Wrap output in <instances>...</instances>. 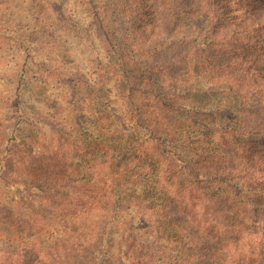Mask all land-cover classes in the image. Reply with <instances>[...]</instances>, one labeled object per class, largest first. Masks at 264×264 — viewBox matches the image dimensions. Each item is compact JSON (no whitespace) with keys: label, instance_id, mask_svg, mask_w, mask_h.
Here are the masks:
<instances>
[{"label":"rangeland","instance_id":"1","mask_svg":"<svg viewBox=\"0 0 264 264\" xmlns=\"http://www.w3.org/2000/svg\"><path fill=\"white\" fill-rule=\"evenodd\" d=\"M215 1L207 4L219 14L237 2L264 4ZM151 4V0H0V197L17 195L3 186L17 180L24 183L18 188L22 194L25 187L33 195L34 188L47 182H62L65 189L54 193L71 197L80 191L73 181H96L102 168L123 167L112 180L114 196L121 193L126 202L114 241L121 229L130 227L140 242L154 245L155 264H192L206 252L188 214L170 204L178 190L175 185L185 177L183 167L204 151L213 156L220 150L235 154L241 142L262 154L264 125L254 123L263 121L264 114L245 118L260 128L239 136L245 117L242 101L231 91L233 83H217L218 76L233 67L213 60L214 79L203 67L195 69L196 54L190 45L200 41L196 40L200 32L190 21L174 29L170 19L159 27L161 23L145 18ZM256 19L239 15V22H247L226 39L231 45L249 42L247 51L257 44L254 57L264 53V27L253 22L263 20ZM170 95L178 100L179 111L172 134L177 142L171 137L167 145L178 149L182 163L174 165L172 180L163 187L147 168L149 158L155 159L156 140L144 141L155 125L151 119L141 127L137 118L139 108L150 106L153 96L156 101ZM259 105L251 102L249 108L264 113V100ZM132 152L143 153L147 161L131 164ZM252 167L253 174L231 177L221 193L233 201L234 211L256 209L264 216L261 163ZM61 235L58 225L18 242H0V249L24 251L32 263ZM216 254L211 260L208 253L206 264H213ZM106 258L115 264L116 250Z\"/></svg>","mask_w":264,"mask_h":264},{"label":"trees","instance_id":"2","mask_svg":"<svg viewBox=\"0 0 264 264\" xmlns=\"http://www.w3.org/2000/svg\"><path fill=\"white\" fill-rule=\"evenodd\" d=\"M151 1V7L145 8V18L150 17L154 21L152 23L159 22V27H162L172 19L170 26L178 29L182 23L190 21L200 32L201 37L196 39L200 41L190 45L196 54L195 69L203 67L211 79H214L217 75L211 69L213 60L222 66L233 67L223 77L218 76L217 83H233L230 89L239 94L242 101L241 113L245 117L240 122L239 136L252 134V130L260 128L252 127L245 118L264 114L261 109L255 112L249 108L251 102L260 108L259 104L264 100V53L254 57L255 49L260 48L257 44L256 48L249 47L247 51L249 42L241 43L240 40L239 45H231L226 39L234 36L236 27L247 22H239V15L242 14H248V17L257 18L256 20L262 19L263 23L253 22L258 28H263L264 4L261 6L258 1V6H251L249 3L244 5L237 2L231 7H223L219 14L207 4L208 0ZM212 1L213 4L216 3L215 0ZM217 42H224L225 45ZM155 98L157 96H153L149 102L150 106L147 104L139 108L137 118L140 126L141 122L153 120L155 130L149 133V139L144 142L156 140L155 159L149 158L147 161V156L143 153L132 152L130 163L147 161V168L158 176V181L165 187L172 180L174 165L182 163L178 149L167 145L171 137L174 139L173 129L178 122L173 121L179 107L175 96H161L156 101ZM146 109L152 111L147 112ZM254 124L264 125V119ZM174 141L177 142L176 139ZM242 145L241 142L235 154L220 150L213 156L204 151L193 159L189 167H183L187 178L180 177L183 179L179 178V183L174 187L178 190L170 199V204L175 211H185L188 214L186 216L191 226L200 237L202 250L206 252L197 263L192 264H206L210 261L208 253H211V260H214L215 251L216 261L213 264H264V216L256 209L249 212L234 211L233 201L221 193L222 189L228 188L231 177L253 174L252 165L257 163H261L260 176L264 178V151L258 154ZM255 156H258L256 160ZM117 168L119 169L109 166L102 168L103 175L96 181H73L79 183L80 191L71 197L54 193V190L65 189L62 182H47L39 189L34 188L33 195H29L30 188L25 187L23 194L18 190L24 186L19 180L5 182L3 186L19 193L10 198L0 197V242H18L24 237L58 225L62 228V235L44 250L40 259L32 263L24 251L0 249V264H113L106 258L107 253L113 249L116 250L115 264H155L158 257L154 245L140 242L130 227L121 229L118 232L119 240L114 241L118 217L126 203L124 199L121 201V193H117V196L113 193L112 180L117 174L114 172L124 170L123 167ZM60 177L62 173L58 178ZM19 178L20 176L17 177Z\"/></svg>","mask_w":264,"mask_h":264}]
</instances>
